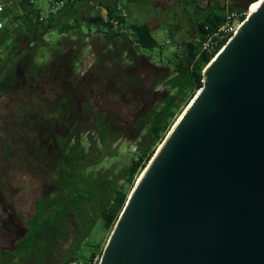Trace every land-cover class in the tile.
<instances>
[{
    "label": "trees",
    "instance_id": "16d2710c",
    "mask_svg": "<svg viewBox=\"0 0 264 264\" xmlns=\"http://www.w3.org/2000/svg\"><path fill=\"white\" fill-rule=\"evenodd\" d=\"M30 6L21 3L19 11L11 2L0 14L4 22L0 28V100L7 103L6 119L0 120L1 155L3 159L11 154L17 156L23 147L32 151L50 182L34 201L33 215L25 220L27 230L30 225H58V221L50 223L51 218L65 216L72 226L69 224L58 240L66 245L70 240L73 243L76 236L72 219L83 223L87 221L86 214L100 215L105 227L112 230L135 175L139 176L155 152V145L161 143L202 85V71L213 55L201 49V42L221 25L226 8L215 2L204 7L198 1L185 5L180 12L184 14L188 36L176 39L182 25L174 21L168 29L169 42L174 46L170 61L156 64L140 51L158 45L148 21L132 22L126 27L125 16L110 9L102 18L88 8L87 0H66L56 14L42 19ZM111 19H116L118 26H113ZM92 25L98 27L100 41L90 52L92 64L79 75L76 62ZM55 31L57 38L45 40ZM164 83L169 88L158 90ZM43 84L52 90L51 100H47ZM83 134L86 145L81 141ZM17 140L27 145L22 147ZM122 140L133 143L135 151L126 167L111 178L108 172L86 173L88 167L103 158L115 156ZM50 144L60 148L59 157L53 160L46 158ZM65 169L67 174H73L72 169L79 172L72 176V182L60 186L57 172ZM89 175L92 176L88 178ZM119 181L122 182L118 184ZM90 184L93 193L81 199V187ZM55 188L60 197L67 199L65 207H58L56 197L49 196ZM98 197L105 200L101 203ZM3 212L6 216L0 220V228L6 236L15 238L17 255L1 249L0 264H22L18 249L24 243L18 245V241L27 231L18 235L13 212L0 201V215ZM100 250L101 246L88 259L102 253ZM38 256L33 250L26 253L28 260ZM74 258L77 257L71 255L67 263Z\"/></svg>",
    "mask_w": 264,
    "mask_h": 264
},
{
    "label": "water",
    "instance_id": "95a60500",
    "mask_svg": "<svg viewBox=\"0 0 264 264\" xmlns=\"http://www.w3.org/2000/svg\"><path fill=\"white\" fill-rule=\"evenodd\" d=\"M223 1L246 10L256 0ZM202 75L98 264H264V0Z\"/></svg>",
    "mask_w": 264,
    "mask_h": 264
},
{
    "label": "rangeland",
    "instance_id": "374dc122",
    "mask_svg": "<svg viewBox=\"0 0 264 264\" xmlns=\"http://www.w3.org/2000/svg\"><path fill=\"white\" fill-rule=\"evenodd\" d=\"M12 3H15V5L18 6V10L21 11L20 6L22 2L19 0H12ZM117 6L119 12L121 9H126L128 6V10L134 15V22H144L145 19L148 18L143 15H135L134 12H136V9L134 8V4H131L130 2L128 3L126 0H119ZM147 6L149 7L147 12L152 15L151 17L158 16L157 18L159 19V27L152 31L158 45L152 48H141L140 51L150 57L152 62L156 64H166L170 61L171 53L174 50L173 44L166 42L168 29L174 24V21L180 22L182 25V30L180 33H177L176 39L181 40L188 36L185 31L184 14L180 12L181 9H178L179 5L177 4L169 9L153 8L151 7V2H148ZM30 7L44 15L50 8V5L47 0H35ZM113 8H115V6H113ZM102 13L103 14L100 15V17L104 18L106 14L105 12ZM126 21H130L128 17L126 18ZM96 28H98L96 25H92L91 33L89 35L87 33V36H85L84 41L82 42V46H85V48L83 50L81 48L82 54L76 62L77 73L79 75H81L93 62V56L90 52L95 50L100 41L97 31H94ZM58 36L59 35L56 31L51 32L46 35L45 40L57 38ZM43 88V92L48 98L47 100H51L54 97L52 90L49 89L47 84H43ZM167 88H169V86L165 83L158 86V90H165ZM185 104L181 107L178 114L181 112ZM6 108L7 103L4 100H0V120L6 119ZM81 141L85 145L88 143L85 134L81 136ZM17 143L18 145L21 144L22 147L27 145V143L22 140H17ZM158 143L155 145L154 149L157 148ZM23 148V150H20L21 154L17 156L11 154V156L3 159L4 155H1L2 150L0 143V201L7 204L9 210L13 212L14 220L18 224L16 226L14 225L16 229L15 231L19 232L18 235L21 236L27 231L23 238L18 241V245L24 243V246L18 249V255L22 257L21 261L28 260L26 257L28 250H33L36 254H39L37 258L32 259L31 264H68L67 261L71 255L79 259H88L92 253L98 251L100 246L101 250H103L111 228L107 229L105 227L103 218L98 214L95 216L86 214L84 217L87 221L83 223H79L76 219L73 220L71 218L74 223L72 228L76 236L73 243L72 240H70L66 245L62 243V240H58V238H60L59 234L66 232L69 228V224L72 223H69V218L66 222L65 216H62V219L51 218L50 223L58 221V225L50 224L48 227L44 224L38 226L30 225V228L27 230L25 220L33 215L34 201L40 196L43 186L50 182V177L36 164L37 162L32 155V151L27 149V147ZM46 148V158L49 157L50 160H53L54 158L59 157L60 148L56 145L50 144ZM134 153L133 143L127 140H122L118 145L117 154L115 156L103 158L94 166L88 167L86 173H97L98 171L102 173L108 172L107 176L111 178L112 174L119 172L130 163ZM68 168L69 167H67V170ZM67 170L65 169V172H57V180L60 186H65L66 183L72 182V176L76 172H79L72 169L74 173L72 172L73 174H70V172L67 174ZM91 176L92 175H89L88 178ZM137 176L138 173L135 175L134 181L138 178ZM95 178L98 179L99 177L95 176ZM134 181L131 183L127 192L132 188ZM121 182L122 181H119L118 184ZM91 186L92 184L86 187H81V199H86L90 193H93V187ZM60 195L59 190L56 188L49 193V196L56 197L55 202L58 207H65L67 199L60 197ZM98 199L101 203L105 200L101 197H98ZM5 216L6 214L4 212L1 213L0 220L4 219ZM70 226H72V224ZM9 237L10 236H6L4 231L0 228V248L7 247L9 250L15 249V246L11 244ZM27 245H29V247H27ZM13 252L17 255L16 251ZM100 253L98 254L99 256H101Z\"/></svg>",
    "mask_w": 264,
    "mask_h": 264
},
{
    "label": "built area",
    "instance_id": "2783aa9c",
    "mask_svg": "<svg viewBox=\"0 0 264 264\" xmlns=\"http://www.w3.org/2000/svg\"><path fill=\"white\" fill-rule=\"evenodd\" d=\"M22 3L33 4L35 0H19ZM50 8L42 15L39 12V19L47 18L50 15L56 14L65 4L66 0H47ZM12 0H0V14L4 11L5 7L8 6ZM125 16L123 12L120 13ZM248 9L234 8L226 10L225 19L221 25L214 30L212 33L207 35L201 42V49L207 54L215 55L220 48L227 42L229 38L236 32V28L240 26L241 22L248 15ZM113 26H118L116 19H111ZM3 19L0 17V28L3 26ZM87 39V38H86ZM100 260L99 255H95L91 259H79L74 258L69 261L68 264H98Z\"/></svg>",
    "mask_w": 264,
    "mask_h": 264
},
{
    "label": "crops",
    "instance_id": "0c3cea01",
    "mask_svg": "<svg viewBox=\"0 0 264 264\" xmlns=\"http://www.w3.org/2000/svg\"><path fill=\"white\" fill-rule=\"evenodd\" d=\"M90 7H88L91 11L95 10V13H98V15H102V12H105L106 15L109 14L110 9H114L117 12H119L118 10V6H117V2L119 0H87ZM128 1V3L130 2L131 4H134V8L136 9V12H134L135 15H143L146 16L148 18L145 19V21H148L151 25V29L153 31V29L159 27L160 23H159V19L156 17H151L152 15H150L147 10H148V2H151V7L153 8H162V9H169L171 7H174L176 0H126ZM113 6H115V8H113ZM178 9H183V7H179ZM103 10V11H102ZM123 12L125 14V25L127 27V25H129L130 23L134 22L133 21V16L130 11L128 10V6L126 7V9H121V11L119 13ZM105 15V16H106ZM128 17V19L130 20L129 22L126 21V18ZM86 31V29H85ZM96 31V30H94ZM169 36L167 35L166 37V42H169ZM15 259H13L14 261ZM8 261V260H7Z\"/></svg>",
    "mask_w": 264,
    "mask_h": 264
},
{
    "label": "flooded vegetation",
    "instance_id": "af4514ba",
    "mask_svg": "<svg viewBox=\"0 0 264 264\" xmlns=\"http://www.w3.org/2000/svg\"><path fill=\"white\" fill-rule=\"evenodd\" d=\"M195 1H198L199 5L201 7L209 5L212 2H215L219 7L225 6V8H226L228 6L227 1L225 3L223 0H176L175 4L179 5V7L182 6L183 8H185V4H186V6L187 5H192V4L194 5ZM9 238H10L11 244L13 246H15V249H16L15 238L13 236H11ZM1 249L9 250L7 247L6 248L5 247L4 248H0V250ZM9 251H14V250L12 249V250H9ZM31 261H32V259L31 260H24L22 264H31Z\"/></svg>",
    "mask_w": 264,
    "mask_h": 264
},
{
    "label": "bare ground",
    "instance_id": "6f19581e",
    "mask_svg": "<svg viewBox=\"0 0 264 264\" xmlns=\"http://www.w3.org/2000/svg\"><path fill=\"white\" fill-rule=\"evenodd\" d=\"M262 0H256V1H253L251 4H250V7L248 9V13H250L252 10H254L261 2ZM238 29V27L236 28V30Z\"/></svg>",
    "mask_w": 264,
    "mask_h": 264
}]
</instances>
